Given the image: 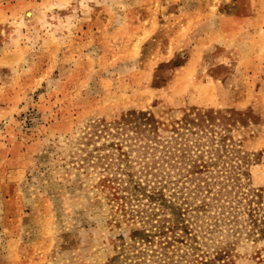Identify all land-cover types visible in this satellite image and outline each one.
<instances>
[{
	"label": "rangeland",
	"instance_id": "obj_1",
	"mask_svg": "<svg viewBox=\"0 0 264 264\" xmlns=\"http://www.w3.org/2000/svg\"><path fill=\"white\" fill-rule=\"evenodd\" d=\"M194 108L222 119L210 133L175 131ZM134 112L167 175L135 174L136 152L119 157L116 144L139 145L114 128ZM186 138L204 152L226 145L245 174L228 189L264 187V0H0V264H158L161 240L135 232L163 216L130 212L134 185L165 186L167 199L191 188L171 167ZM227 242L198 233L165 261L187 250L179 264H264L263 239L243 235L225 256Z\"/></svg>",
	"mask_w": 264,
	"mask_h": 264
},
{
	"label": "trees",
	"instance_id": "obj_2",
	"mask_svg": "<svg viewBox=\"0 0 264 264\" xmlns=\"http://www.w3.org/2000/svg\"><path fill=\"white\" fill-rule=\"evenodd\" d=\"M217 114L218 111L194 108L184 115L174 130L178 133L179 130L188 131L193 135H198L199 132L203 133L204 130H207L205 133H210L208 128H211L216 120L220 121L222 119L221 115L218 117ZM147 126L151 127V123L145 113L134 112L123 117L122 120L114 125V128L135 134L136 137H131L130 140L132 138L134 140L140 138L138 139L139 145L137 146V142L133 145L128 144L127 147L131 149L125 151L122 149V143L116 144V150H119V157H122V160L123 158L128 159L132 152H136L135 158L140 159L142 163L146 159L145 163H138L140 168L135 174L152 176L150 170H158L157 173L167 175L162 169L154 167L157 159L160 158H157L156 153H154L155 149L151 146V144L155 145V143L149 138L151 132L150 129H147ZM112 136L115 135L112 134ZM184 140L185 142L183 143H177L179 146L174 150V152L178 153V157L181 158L177 160L178 166L174 163L175 165L171 167L175 168L176 175L182 179L184 184L189 182L192 185L191 188L183 185L181 190H178L173 194V197L167 199L163 190L165 186H161L157 190L146 189L144 191L141 187L143 182H136L134 185V190L136 192L140 191L142 198L136 197L135 202L137 204L131 206L137 208L130 209V212L136 213L135 215L141 218L144 217L150 222H152L153 217L158 215L155 209L161 212L163 216V218L160 216L154 218L155 223L152 225L154 230H137L135 232V235L141 234V241L149 244L153 242L154 238L161 240L157 245V249L151 250L155 257L153 261L158 262V264H170V260L165 261L168 259L167 256L170 259L173 258V255H169V251L174 249L179 243L194 241L195 238H198V233L209 236L227 231L234 237V242H237L243 235L246 238L264 240V187L247 193L228 189L227 183L237 187L236 179L240 178L241 175L245 176V174L240 170L237 161L231 165L226 160L228 157L226 154L227 149L223 147L226 145L219 143L217 139V145L211 143L210 147L212 149L204 152L199 144L195 145L194 149L186 145L187 138ZM212 140L213 138H211ZM142 141L144 145H142ZM221 142L223 141L221 140ZM219 144H221L223 149L219 147ZM174 152L167 147L164 159L173 157L176 154ZM164 159H162L163 162ZM135 162L138 161L135 160ZM220 163L221 168L216 171L214 169L211 170L213 166L217 167ZM124 171L127 172L124 174L130 180L132 173L127 170ZM153 177L159 185L171 182V180L165 179L164 176L155 175L154 173ZM137 195L136 193L135 196ZM177 195L179 197H176ZM144 198L147 199L146 202L142 201ZM138 204L142 205L143 209ZM165 210L169 211L168 217L164 213ZM144 211H149V214H144ZM234 242H227L229 244L228 247L220 248L219 253L225 256L229 255L230 250L227 248L232 247ZM185 252L187 250H184V254L179 255L180 260H175L177 264L185 260ZM176 253L175 250V255L178 256ZM140 257H144V254L141 253V246L133 261L135 260V263H138L141 259ZM199 264H211V261L201 258Z\"/></svg>",
	"mask_w": 264,
	"mask_h": 264
}]
</instances>
